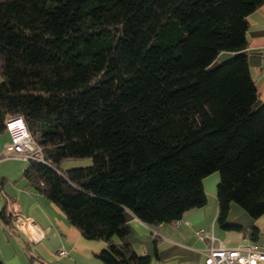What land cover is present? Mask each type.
Segmentation results:
<instances>
[{"label":"trees","instance_id":"obj_1","mask_svg":"<svg viewBox=\"0 0 264 264\" xmlns=\"http://www.w3.org/2000/svg\"><path fill=\"white\" fill-rule=\"evenodd\" d=\"M263 3L0 0V132L24 120L43 160L28 159L23 176L107 243L105 264H152L126 240L127 213L181 220L208 203L214 172L222 229L244 230L228 220L232 203L264 215V104L246 53L247 17ZM222 52L233 55L212 67Z\"/></svg>","mask_w":264,"mask_h":264},{"label":"crops","instance_id":"obj_2","mask_svg":"<svg viewBox=\"0 0 264 264\" xmlns=\"http://www.w3.org/2000/svg\"><path fill=\"white\" fill-rule=\"evenodd\" d=\"M247 25L249 45L246 53L257 87L256 106H259L264 104V3L248 15ZM232 55L222 52L219 57L227 59ZM22 170L0 177L3 197L0 211L6 207L11 213L16 208L25 217L21 220L12 216L10 223L0 218V261L4 264H105L97 254L107 243L84 237L79 228L69 223L59 206L29 185ZM206 179L204 188L208 203L185 212L181 227L175 228L170 223L148 225L131 212L127 213L130 232L126 240L139 254L151 256L152 264H205L209 242L199 237L197 231L200 229L219 234L226 246L241 244L243 232L217 231L216 184L220 176L216 173ZM233 209L237 208L232 203L229 215ZM252 226L261 230L264 215L253 219ZM60 249L66 250L67 254L62 255Z\"/></svg>","mask_w":264,"mask_h":264},{"label":"built area","instance_id":"obj_3","mask_svg":"<svg viewBox=\"0 0 264 264\" xmlns=\"http://www.w3.org/2000/svg\"><path fill=\"white\" fill-rule=\"evenodd\" d=\"M14 122L21 123L13 127ZM7 127L12 136V143L8 146V149L12 151V155L20 156L25 160L36 157L43 160L41 148L31 137L26 123L21 117L8 120ZM36 152L39 153V156H36ZM11 215L25 220V217L16 208L11 210ZM183 222V219L174 220L171 224L178 227ZM197 234L201 239L209 242L205 264H264V249L255 243L248 242L242 246L227 247L212 230L200 229ZM59 251L62 255L67 254L64 249Z\"/></svg>","mask_w":264,"mask_h":264},{"label":"rangeland","instance_id":"obj_4","mask_svg":"<svg viewBox=\"0 0 264 264\" xmlns=\"http://www.w3.org/2000/svg\"><path fill=\"white\" fill-rule=\"evenodd\" d=\"M219 56H220V54H219ZM219 56L212 63V67L219 65L222 62L226 61V59L223 58V56H221V57H219ZM9 132H10L9 130L5 131V132H0V177L4 173L12 174V173L21 171V169L24 170L25 166L28 164V160H25L22 157L17 156V155H12V151H10L8 149V146L12 143L11 132L10 133ZM92 162H93V160L91 157L66 158L61 162L60 168H61V170L65 171V170L75 168V167L89 166L92 164ZM216 173H218V172H214V173L208 175L206 178L207 179L211 178L213 176V174H216ZM216 187H217V184H216ZM2 203H3V197L0 193V206L1 207L3 205ZM233 204L236 206L237 209L236 210L233 209L231 211V213L228 217V220L231 223L242 225L244 228L243 234L241 237V238H243V240L240 242L241 244L237 245V246L246 245L250 241L251 243H255L259 247L264 249V227L263 226L261 227L260 235H259L258 239H256V240L251 239V234H252L251 224H252L253 219L249 216L247 211H245L241 206H239L236 203H233ZM166 224H168V223H166ZM175 228H177V227H175ZM216 228H217L218 232H221V233L224 232L218 223L216 225ZM215 235L219 239L222 240V237H220L219 234L216 233ZM237 246H228L227 245V247H237Z\"/></svg>","mask_w":264,"mask_h":264},{"label":"bare ground","instance_id":"obj_5","mask_svg":"<svg viewBox=\"0 0 264 264\" xmlns=\"http://www.w3.org/2000/svg\"><path fill=\"white\" fill-rule=\"evenodd\" d=\"M19 123H21V122H14L13 124H12V126L14 127V126H17Z\"/></svg>","mask_w":264,"mask_h":264}]
</instances>
